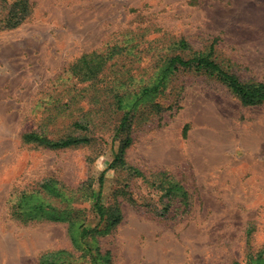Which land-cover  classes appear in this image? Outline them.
Returning a JSON list of instances; mask_svg holds the SVG:
<instances>
[{
	"label": "rangeland",
	"instance_id": "rangeland-1",
	"mask_svg": "<svg viewBox=\"0 0 264 264\" xmlns=\"http://www.w3.org/2000/svg\"><path fill=\"white\" fill-rule=\"evenodd\" d=\"M118 45L97 79L73 73ZM173 49L264 81V0H0V264H264V102L195 69L137 99ZM100 190L119 221L100 220Z\"/></svg>",
	"mask_w": 264,
	"mask_h": 264
},
{
	"label": "trees",
	"instance_id": "trees-1",
	"mask_svg": "<svg viewBox=\"0 0 264 264\" xmlns=\"http://www.w3.org/2000/svg\"><path fill=\"white\" fill-rule=\"evenodd\" d=\"M14 16L7 17L6 23L18 24L21 20L14 22ZM10 24V25H11ZM176 48L181 49L182 52L190 51L188 42L182 38L179 41L173 44ZM112 53L105 54H97L96 52H92L89 54H85L75 63L72 68V71L78 77H81L84 80L97 79L100 74H103L106 70L109 61L116 58L118 54H120V46H115ZM170 48V47H169ZM161 66L159 70L152 75V79H154V83L152 86H142L138 90H134V94L137 95V99H141L151 93L161 92L163 87L166 85V80L170 75H174L179 71H190V70H204L206 73L214 75L216 78L221 79L226 85L230 88V90L235 93L245 105H254L260 104L264 102V81H248L245 82L241 80L237 75L225 71L220 64L216 61V59L210 53H199L192 54L189 56H184L182 53H175L174 49L172 52L164 53L161 58ZM123 83H120L116 88L114 85L109 88L104 87L105 90H109L114 94V105L116 108L121 110L124 107V96L125 91L122 90ZM159 105V104H158ZM129 114L127 113L122 119L120 124L116 129V135H119L120 132L124 131L126 127L131 125V120ZM26 142L38 143L40 145H44L53 149L70 147L73 145L81 144L84 142H88V138L82 136H74L69 135L66 137H61L58 139H53L48 137L46 134H42L37 131H30L25 134L24 137ZM125 146L130 142V139L127 138L125 140ZM124 148L120 152L115 154V157L111 160L108 169L117 168L125 164V159L123 157ZM135 169V168H134ZM105 170V171H106ZM104 171L100 178V183L103 182ZM171 190H181L183 191V187L179 184H173L170 188ZM41 208V206H39ZM95 208L100 215V220H104L108 214L114 218L115 222L119 221L121 218V209L118 205L108 208L107 204L102 199L101 190L98 193V196L95 200ZM111 210V211H110ZM97 227H94L90 230H84V234H88L91 231L96 230ZM44 264H57V262H51L48 260V257L43 258ZM238 264V263H236Z\"/></svg>",
	"mask_w": 264,
	"mask_h": 264
}]
</instances>
